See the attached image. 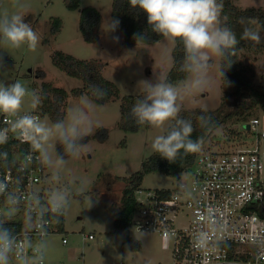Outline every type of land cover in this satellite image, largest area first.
<instances>
[{
	"label": "rangeland",
	"instance_id": "1",
	"mask_svg": "<svg viewBox=\"0 0 264 264\" xmlns=\"http://www.w3.org/2000/svg\"><path fill=\"white\" fill-rule=\"evenodd\" d=\"M113 0H80L79 8L69 9L65 0H0V14H20L40 37L36 50L26 46L9 49L0 46V83L9 85L20 81L29 90L40 95L43 82L58 86L68 93L65 115L61 121L70 120L76 110L87 113L92 124V134L78 141L85 145L80 155L63 157L57 160V140L45 143L42 152L46 161L45 174L48 178L46 199L54 194L64 197V232L54 231L40 240L33 241L42 253L44 264H168L170 256L156 232L137 229L131 221L127 231L117 229L114 220L121 208V195L125 186L121 177H129L140 170L141 162L154 154L152 142L158 135H165L172 121L163 128L140 126L136 131H124L119 126L120 104L129 95L144 94L141 80L166 81L173 66L175 43L163 36L153 43L137 41L132 45L125 43L123 32L112 28ZM240 8L263 7L264 0H231ZM93 6L100 13L98 39L86 42L79 30V9ZM55 20L60 21L59 30H53ZM243 21V22H242ZM247 21L240 20L235 31L240 37L247 27ZM62 51L81 60H94L101 63L102 76L112 81L119 90L117 97L99 104L83 92L73 95V88L82 87L80 78L66 74L54 65L52 55ZM238 59L249 65L254 73L253 84L264 85V49L254 52L248 49L238 51ZM220 58L213 57V68L208 75L206 86L191 94H184L187 76L172 83L180 90L178 99L180 112L201 108L213 111L220 107L223 89L219 75ZM43 76H38V73ZM233 98L226 101L225 109L233 110ZM23 110L32 109L28 101ZM258 116L260 127L264 126V113L256 108L244 121L228 119L208 135L201 148L229 147L235 140L230 131L242 135L249 128L248 120ZM42 121H52L48 115H41ZM104 128V130H102ZM105 133L104 137H100ZM250 139L254 134L250 133ZM264 147V145H263ZM60 156V155H59ZM61 157V156H60ZM176 179L155 172L145 174L140 191L135 192L139 200H144L147 189H172ZM90 201V203H89ZM1 213L13 217L15 211L0 207ZM92 233L89 239L84 234ZM66 242L62 243V238ZM129 237L140 243L139 248L130 246ZM34 256L12 259L10 264H35Z\"/></svg>",
	"mask_w": 264,
	"mask_h": 264
},
{
	"label": "built area",
	"instance_id": "2",
	"mask_svg": "<svg viewBox=\"0 0 264 264\" xmlns=\"http://www.w3.org/2000/svg\"><path fill=\"white\" fill-rule=\"evenodd\" d=\"M25 113L41 117L39 110L20 114ZM14 119L0 114V129H9L10 154L9 163L0 166V207L20 217L0 211V224L6 220L22 224L20 230L7 228L16 239L10 261L34 256L35 264H44L33 241L57 231L59 212L52 211L45 198L46 161L29 137L12 127ZM248 122L247 132L229 147L196 152L172 189H147L144 200L135 196L140 205L130 222L159 235L170 256L168 264H264V126L258 116ZM250 133L254 139L248 138Z\"/></svg>",
	"mask_w": 264,
	"mask_h": 264
},
{
	"label": "clouds",
	"instance_id": "3",
	"mask_svg": "<svg viewBox=\"0 0 264 264\" xmlns=\"http://www.w3.org/2000/svg\"><path fill=\"white\" fill-rule=\"evenodd\" d=\"M132 8H139L146 14L147 24L151 30L173 43L179 41L184 47V59L181 71L185 72L187 82L184 94L191 95L203 89L208 83V75L213 68V57L224 61L219 67V75L224 79L225 69L231 67L229 57L239 43L236 33L226 23L221 22L223 0H128ZM243 22V21H242ZM119 24L112 22V28ZM248 26L244 28L241 38L255 43L262 40L264 21L258 18H248ZM142 34H137V41L143 40ZM40 37L31 25L20 14H0V46L9 49H20L26 46L35 51ZM3 58L0 57V67H3ZM144 93L131 109V115L138 125H149L154 128H163L169 121L166 135H158L152 142V150L162 158L174 163L178 156L200 151L203 137L192 139L193 125L190 120L179 116L180 106L178 99L181 93L176 85L164 80H141L139 82ZM92 95L103 99L106 91L96 85L90 88ZM28 101L32 109L41 102L35 90H29L20 81L4 85L0 83V114L15 117L12 127L21 135H27L35 151L42 154L45 143L55 139L59 141L67 153L74 158L79 157L80 149L85 145L78 141L92 134V124L83 110H76L73 117L66 121H42L39 117L21 110ZM201 127L209 129L212 126L211 117H199ZM9 129H0V144L6 143ZM63 163V157L57 156ZM9 199H15L9 197ZM51 208L60 212L64 206L62 194L50 197ZM39 203V201H37ZM90 203V201H89ZM168 235V233H165ZM16 239L13 233L0 225V264H10ZM35 252L36 249H33Z\"/></svg>",
	"mask_w": 264,
	"mask_h": 264
},
{
	"label": "trees",
	"instance_id": "4",
	"mask_svg": "<svg viewBox=\"0 0 264 264\" xmlns=\"http://www.w3.org/2000/svg\"><path fill=\"white\" fill-rule=\"evenodd\" d=\"M80 0H65L66 6L69 9L79 8ZM248 18H258L260 21H264V8L263 7H245L240 8L233 4L231 0H223V10L221 12V22L226 23L236 33L239 43L236 45L234 52L229 57L232 61L231 67L225 69L224 79L221 78V86L223 89L222 100L220 107L213 111H206L201 108L193 110H184L179 113V116L183 119L190 120L193 125L192 139L197 137H203V142L207 139L208 135L218 128L221 124L228 119H235L244 121L253 113L256 108H259L264 113V85H254L253 77L254 73L252 68L243 64L238 59V51L240 49H248L254 52L264 49V32L261 33L262 40L260 43H255L249 39H242L238 32L235 31V26L240 20L247 21ZM112 19L118 20L119 24L116 26L123 32L125 43L132 45L137 42L136 35L142 34L143 40L140 42L153 43L160 39L162 35L151 30V27L147 24L146 14L139 8H132L128 0H113L112 1ZM53 30L57 31L60 27V21L55 20ZM100 25V13L93 6H85L79 9V30L83 39L86 42H94L98 39V28ZM173 66L169 71L167 82H173L175 80L184 79L186 77L185 72L181 71V63L184 59V47L179 41L175 42L173 48ZM52 62L54 65L62 69L66 74L74 77H78L82 80L83 86L73 88L71 93L73 95H81L86 92L94 102L102 104L118 96L119 90L116 85L104 78L100 72L102 66L94 60H81L74 56L64 53L62 51H56L52 55ZM224 61H220V65ZM38 76H43V73H38ZM92 85L98 86L100 89L106 91L107 95L103 99H97L92 95L90 88ZM40 90L41 102L36 107L40 111L41 115H48L52 121H61L65 115L64 104L67 98V91L58 86H50L43 82ZM144 94L129 95L122 98L120 104V121L119 126L124 131H136L140 126L136 124L134 118L131 115V109L138 99H142ZM229 98H233L236 102L233 110H226V101ZM201 115L211 117L212 126L209 129L201 127L199 117ZM172 121L170 125L174 124ZM145 126H149L145 124ZM104 130V128L102 129ZM170 126L168 127V131ZM105 131V130H104ZM167 131V132H168ZM166 132V134H167ZM165 134V135H166ZM230 134L235 137H241V133L238 131H230ZM105 133L100 137H104ZM56 149L61 157L68 155L64 149V146L57 141ZM196 153L183 154L178 156L174 163H170L168 160L162 158L159 154L154 153L141 162L140 170L134 172L129 177H121L125 186L121 195V208L116 214L114 224L117 229L127 231L130 218L134 211L137 210L140 203L135 198V191L140 189V183L145 174L159 172L165 174L174 179H179L191 166ZM5 158V160H2ZM9 146L6 143L1 144L0 147V166L9 163ZM168 191H163L167 193ZM58 219L59 232H64V213L59 212L56 214ZM4 228H10L14 231L20 230L22 224L11 220L1 223ZM130 246L132 248H139L140 243L133 241L129 237Z\"/></svg>",
	"mask_w": 264,
	"mask_h": 264
}]
</instances>
